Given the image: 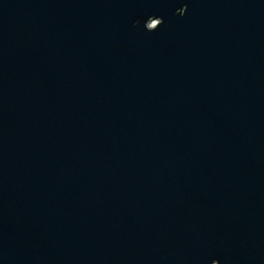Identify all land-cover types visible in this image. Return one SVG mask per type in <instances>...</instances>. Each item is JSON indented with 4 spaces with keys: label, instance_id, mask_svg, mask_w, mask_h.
I'll use <instances>...</instances> for the list:
<instances>
[{
    "label": "water",
    "instance_id": "water-1",
    "mask_svg": "<svg viewBox=\"0 0 264 264\" xmlns=\"http://www.w3.org/2000/svg\"><path fill=\"white\" fill-rule=\"evenodd\" d=\"M0 264H264V0H0Z\"/></svg>",
    "mask_w": 264,
    "mask_h": 264
},
{
    "label": "rangeland",
    "instance_id": "rangeland-1",
    "mask_svg": "<svg viewBox=\"0 0 264 264\" xmlns=\"http://www.w3.org/2000/svg\"><path fill=\"white\" fill-rule=\"evenodd\" d=\"M153 25H155V23H154V22L152 23V26H153Z\"/></svg>",
    "mask_w": 264,
    "mask_h": 264
}]
</instances>
